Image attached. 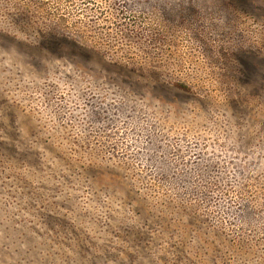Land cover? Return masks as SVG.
Returning a JSON list of instances; mask_svg holds the SVG:
<instances>
[{"label":"rangeland","instance_id":"1","mask_svg":"<svg viewBox=\"0 0 264 264\" xmlns=\"http://www.w3.org/2000/svg\"><path fill=\"white\" fill-rule=\"evenodd\" d=\"M0 264H264V0H0Z\"/></svg>","mask_w":264,"mask_h":264},{"label":"trees","instance_id":"2","mask_svg":"<svg viewBox=\"0 0 264 264\" xmlns=\"http://www.w3.org/2000/svg\"><path fill=\"white\" fill-rule=\"evenodd\" d=\"M180 86L183 88H187V85H184V84H181Z\"/></svg>","mask_w":264,"mask_h":264}]
</instances>
